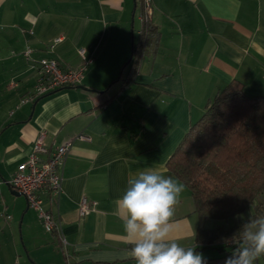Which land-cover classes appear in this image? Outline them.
<instances>
[{
    "label": "crops",
    "instance_id": "0c3cea01",
    "mask_svg": "<svg viewBox=\"0 0 264 264\" xmlns=\"http://www.w3.org/2000/svg\"><path fill=\"white\" fill-rule=\"evenodd\" d=\"M152 8L147 41L140 0H0V179L27 159L40 131L50 150L71 143L61 193L42 195L65 246L3 183L0 264H136L115 210L128 179L146 168L176 178L168 159L231 81L248 96L264 95V0H152ZM27 47L63 69L81 65L79 48L92 63L79 85L21 103L37 80ZM134 47L141 52L132 68ZM83 198L95 206L80 216ZM204 221L185 186L173 239L195 247Z\"/></svg>",
    "mask_w": 264,
    "mask_h": 264
},
{
    "label": "trees",
    "instance_id": "16d2710c",
    "mask_svg": "<svg viewBox=\"0 0 264 264\" xmlns=\"http://www.w3.org/2000/svg\"><path fill=\"white\" fill-rule=\"evenodd\" d=\"M143 30L147 41L155 33L150 20ZM140 52L133 48L132 68ZM166 166L188 188L201 222L228 221L250 208V218L264 216V95H246L236 80L217 91ZM247 220L214 229L201 224L195 233L196 251L215 248L221 237H231ZM234 247L218 246L221 254L204 257L206 264H225Z\"/></svg>",
    "mask_w": 264,
    "mask_h": 264
},
{
    "label": "clouds",
    "instance_id": "9594fccd",
    "mask_svg": "<svg viewBox=\"0 0 264 264\" xmlns=\"http://www.w3.org/2000/svg\"><path fill=\"white\" fill-rule=\"evenodd\" d=\"M184 191L182 182L154 168L138 171L128 179L115 210L123 218L130 246L127 257L136 264H206L196 246H182L173 239L171 221ZM221 241L235 246L225 264H256L264 256V216L249 218L235 234L221 237Z\"/></svg>",
    "mask_w": 264,
    "mask_h": 264
},
{
    "label": "built area",
    "instance_id": "2783aa9c",
    "mask_svg": "<svg viewBox=\"0 0 264 264\" xmlns=\"http://www.w3.org/2000/svg\"><path fill=\"white\" fill-rule=\"evenodd\" d=\"M140 3V20L142 22L149 21L153 13L152 0H140ZM30 33L32 34L31 31ZM61 41L62 36L53 39L52 43L49 44V50L52 51L55 44ZM77 52L81 59V65L76 69H63L54 58H32V49L27 47L23 55L31 63V67L35 69L37 80L33 92L21 99V103L41 97L62 87L79 85L87 66L92 63V58L87 55L84 48H79ZM78 136L80 139L89 140L82 134ZM45 139L46 133L42 130L35 138L27 159L19 164L16 172L7 182L0 179V186L7 183L16 192L23 195L28 206L36 212L44 230L56 233L61 237V224L44 207L42 195L46 194L52 199H57L61 193L62 172L71 143H63L50 150ZM94 206V202H88L86 198L81 199L78 207L80 216L88 214ZM61 239L64 244L65 241L62 237Z\"/></svg>",
    "mask_w": 264,
    "mask_h": 264
},
{
    "label": "rangeland",
    "instance_id": "374dc122",
    "mask_svg": "<svg viewBox=\"0 0 264 264\" xmlns=\"http://www.w3.org/2000/svg\"><path fill=\"white\" fill-rule=\"evenodd\" d=\"M252 213V208L245 211L244 213L228 220H212V219H206L204 221V227L208 229H214L218 226H224V227H231L237 224H240L244 222L245 220L250 218V214ZM223 243H215V248H206L203 250H200L198 252L202 253L204 257H218L221 253L218 251L217 247L222 245ZM227 249L229 247H226ZM256 264H264V256H261L257 261Z\"/></svg>",
    "mask_w": 264,
    "mask_h": 264
}]
</instances>
